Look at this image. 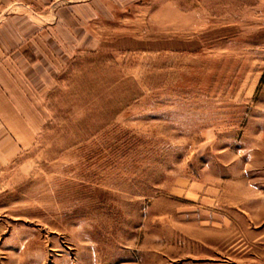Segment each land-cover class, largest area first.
I'll return each instance as SVG.
<instances>
[{
  "label": "rangeland",
  "instance_id": "rangeland-1",
  "mask_svg": "<svg viewBox=\"0 0 264 264\" xmlns=\"http://www.w3.org/2000/svg\"><path fill=\"white\" fill-rule=\"evenodd\" d=\"M261 219L264 0H0V264H262Z\"/></svg>",
  "mask_w": 264,
  "mask_h": 264
},
{
  "label": "crops",
  "instance_id": "crops-1",
  "mask_svg": "<svg viewBox=\"0 0 264 264\" xmlns=\"http://www.w3.org/2000/svg\"><path fill=\"white\" fill-rule=\"evenodd\" d=\"M251 244L250 251L255 253L256 256L264 257V220L256 221V226L251 229ZM264 264V261L263 263Z\"/></svg>",
  "mask_w": 264,
  "mask_h": 264
}]
</instances>
